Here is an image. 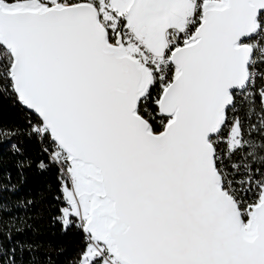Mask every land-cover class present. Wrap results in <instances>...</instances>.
<instances>
[{"label":"snow or ice","instance_id":"obj_1","mask_svg":"<svg viewBox=\"0 0 264 264\" xmlns=\"http://www.w3.org/2000/svg\"><path fill=\"white\" fill-rule=\"evenodd\" d=\"M5 99L25 121L0 144L56 167L73 264H264V0H0Z\"/></svg>","mask_w":264,"mask_h":264},{"label":"trees","instance_id":"obj_2","mask_svg":"<svg viewBox=\"0 0 264 264\" xmlns=\"http://www.w3.org/2000/svg\"><path fill=\"white\" fill-rule=\"evenodd\" d=\"M0 121L23 126L25 113L19 105L5 99L0 101ZM16 141L21 143V155H13L9 143L0 144V190L9 189L0 191V196L11 208V212L0 213V227L8 224L14 241L33 245L36 264H73L80 247V234L75 228L64 231L61 223L54 222L62 207L61 201L55 198L60 195L57 169L53 166L40 171L36 167L41 158L37 145L24 137H17ZM20 160H30L31 166L19 168ZM26 200L33 203L21 206L20 202Z\"/></svg>","mask_w":264,"mask_h":264},{"label":"built area","instance_id":"obj_3","mask_svg":"<svg viewBox=\"0 0 264 264\" xmlns=\"http://www.w3.org/2000/svg\"><path fill=\"white\" fill-rule=\"evenodd\" d=\"M224 131L227 132V129H225Z\"/></svg>","mask_w":264,"mask_h":264}]
</instances>
